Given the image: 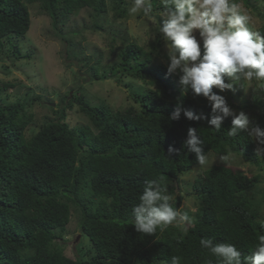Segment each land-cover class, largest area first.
<instances>
[{"label": "trees", "instance_id": "obj_1", "mask_svg": "<svg viewBox=\"0 0 264 264\" xmlns=\"http://www.w3.org/2000/svg\"><path fill=\"white\" fill-rule=\"evenodd\" d=\"M113 2V10L122 15L119 10L126 6ZM106 3L0 0V41L26 34L29 5L38 4L40 14L50 18L52 31L63 35L62 25L85 6L92 9L90 17L102 22ZM259 32L264 35V21ZM62 40L67 42L68 38ZM121 41L126 45L119 54L121 59H131L134 64L120 71L114 64L98 74L100 60L89 67L85 60V73L94 80H112L120 75L140 81L141 91L133 88L129 94L139 111L130 107L115 112L104 103L94 106L84 95H78L80 85L73 95L68 92L60 96L56 107L50 106L54 118L45 119L29 136L26 129L33 123L31 99L24 104H0V264H171L174 256L179 264H218L210 250L200 246L201 238L235 244L249 255L264 235V224L255 220L251 201L236 196L256 186L257 180L224 165L203 171L193 181L192 190L201 206L193 215L187 211L194 217L187 231L178 225L158 229L153 236L134 230L131 209L139 203L145 181L161 179L172 196V181L198 166L195 155L184 147L189 127L197 130L206 155H235L255 168H262L264 159L255 156L256 144L247 132L237 137L227 135L231 118L224 120L219 132L207 120L188 121L183 114L179 120L170 119L178 103L205 116L211 109L206 98H194L191 90L184 92L179 77L168 76L161 63L148 68L151 50L127 39ZM76 46L70 39L67 57ZM116 80L119 83L120 78ZM75 105L90 125L69 128L66 112ZM259 106L261 113L255 124L264 130V102ZM169 147L177 152L169 156ZM176 198L172 206L178 208L182 195ZM73 212L91 246L88 259L71 258L56 245L64 239Z\"/></svg>", "mask_w": 264, "mask_h": 264}, {"label": "rangeland", "instance_id": "obj_2", "mask_svg": "<svg viewBox=\"0 0 264 264\" xmlns=\"http://www.w3.org/2000/svg\"><path fill=\"white\" fill-rule=\"evenodd\" d=\"M113 1L120 6H126L119 10L124 12L122 15L111 7ZM131 2L132 0H107L106 13L102 22L90 17L93 14L92 9L85 6L71 14L69 21L62 25L63 35L52 31L50 18L40 14L38 4H32L28 6L30 25L26 34L19 38L10 36V38L1 39L0 104H24L31 99L29 108L33 115V123L27 127L26 135L36 133L45 119L54 118L50 106L55 108L60 101V96L68 92L73 95L80 85L82 88L78 95H84L86 100L94 106L104 103L115 112H121L130 107L139 111V107L129 94L133 88L141 91L138 86L140 81L129 77L122 78L120 75L113 76L112 80L89 79L83 64V61L87 60L90 62L89 67L100 60L98 74L114 64L117 66L116 71L122 68L124 70L130 64H134L135 62L131 59L125 60L123 57L121 59L122 55H119L126 47L121 41L123 38L142 46L145 50L152 51L153 56L147 63L148 68H153L158 63L167 67L166 49L159 32V24L142 14L130 16L128 8ZM237 2L241 3L242 8L251 15L253 29L259 31L264 21V0H238ZM152 3L155 10L152 15L155 16L161 3L160 0H152ZM62 37L68 38L67 42L63 41ZM112 38H116L113 44H111ZM70 39L77 46L73 50L75 55L72 52L71 57H67L66 45ZM110 45H113L112 49ZM154 46L157 48L154 49ZM119 78L118 83L116 79ZM226 82L232 81L226 78ZM213 91L224 95L235 112H245L249 116L250 126L256 127L255 120L261 113L259 105L264 102V84L261 81L255 79L251 82L239 81L234 83L231 91L219 93L215 88ZM66 123L70 129L90 125L87 118L78 110L77 105L66 112ZM254 142L257 147V142L255 140ZM260 146L263 147V145ZM207 157L206 166L198 165L190 168L179 175L178 179L172 181L171 187L174 189L170 200L172 205L177 203L176 197L180 194L182 198L177 209L182 213L188 211L191 215L197 213L201 202L196 199L192 190L193 181L202 175L203 171L224 165L234 172L257 180L256 186L236 196L243 201H251L253 211L257 214L255 220L259 223L264 221V166L251 167L235 155L223 157L210 152ZM77 218L72 215L64 232L66 238L56 245L62 248L63 253L67 251L71 258L79 256L81 259H88L92 256L91 246L88 238L81 234ZM192 218L194 220V217Z\"/></svg>", "mask_w": 264, "mask_h": 264}, {"label": "clouds", "instance_id": "obj_3", "mask_svg": "<svg viewBox=\"0 0 264 264\" xmlns=\"http://www.w3.org/2000/svg\"><path fill=\"white\" fill-rule=\"evenodd\" d=\"M160 3L162 7L155 16L152 0H132L128 12L133 17L142 14L149 19L158 18L166 49V74L178 75L184 92L191 90L194 98H206L211 109L210 115L205 116L178 103L170 119L179 120L183 114L188 121L207 120L219 132L224 120L231 118L227 135L237 137L247 132L257 142L255 156L264 159V147L260 146L264 145V130L251 127L245 112H235L224 95L213 91L214 88L219 93L231 91L239 81L264 82V35L251 26V15L237 0H160ZM226 78L232 82H226ZM202 144L197 130L189 127L184 147L195 155L198 165L206 166L208 157ZM175 152L169 147V156ZM167 190L159 178L145 181L139 203L131 209L130 224L136 232L153 236L158 229L164 231L172 225L188 230L193 218L172 206ZM72 215L76 216L74 212ZM199 243L210 250L218 264H264V235L249 255H244L235 244L215 242L212 238H201ZM171 264H179V258L171 257Z\"/></svg>", "mask_w": 264, "mask_h": 264}, {"label": "bare ground", "instance_id": "obj_4", "mask_svg": "<svg viewBox=\"0 0 264 264\" xmlns=\"http://www.w3.org/2000/svg\"><path fill=\"white\" fill-rule=\"evenodd\" d=\"M157 11H159V9H158ZM156 21H157V23H158V18H157V20H156ZM146 99H147V98H146Z\"/></svg>", "mask_w": 264, "mask_h": 264}]
</instances>
